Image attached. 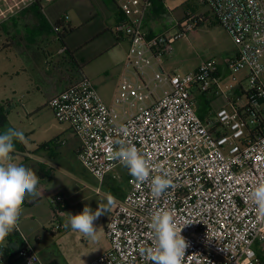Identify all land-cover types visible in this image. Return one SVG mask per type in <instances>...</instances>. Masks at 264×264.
Segmentation results:
<instances>
[{"label": "built area", "instance_id": "2783aa9c", "mask_svg": "<svg viewBox=\"0 0 264 264\" xmlns=\"http://www.w3.org/2000/svg\"><path fill=\"white\" fill-rule=\"evenodd\" d=\"M53 1L0 0V22ZM198 3L236 48L223 62L226 89H235V74H245L244 109L221 107L205 121L198 117L197 97L228 100L219 65L205 61L181 76L161 72L160 63L171 55L173 44L197 21L185 18L175 34L152 33L147 27L151 0H122L117 6L121 21L113 33L128 43L125 67L135 80L122 76L111 104L102 101L83 74L47 102L56 121L67 124L77 138L76 158L90 177L102 183L117 168L129 176L126 193L105 223L109 248L88 264H151L144 251L153 246L149 217L160 210L169 211L177 227L185 225L181 235L189 247L183 264H264V215L249 199L254 186L264 181V1ZM153 82L162 94L151 87ZM117 141L135 146L150 162L152 175H170L172 186L162 197L154 198L147 183L111 158ZM53 206L58 215L63 213L60 198ZM13 232L23 240L18 225ZM10 234L0 242V264H37L27 244L7 247L6 239L15 241Z\"/></svg>", "mask_w": 264, "mask_h": 264}, {"label": "rangeland", "instance_id": "374dc122", "mask_svg": "<svg viewBox=\"0 0 264 264\" xmlns=\"http://www.w3.org/2000/svg\"><path fill=\"white\" fill-rule=\"evenodd\" d=\"M54 2L61 4L63 0ZM121 2L122 0H67V23L79 27V30L71 36V41L77 43L88 41L104 31L100 38L86 46L83 55L94 57L106 50L112 42L114 44L113 36L106 30L113 31L112 9ZM164 8L166 14L161 19L149 18L147 21V27L156 33L179 32L178 24L187 17L200 23L173 44L171 55L160 64H163L171 74L179 76L193 72L205 61H214L219 65L222 60L220 45L225 43L226 34L214 21L208 8L200 5L198 0H165ZM31 12L36 16L27 20V23L31 25L37 21L42 30L41 34L53 38L54 30L49 26L51 21L49 12L40 11L38 6L31 8ZM86 21V25L81 26ZM28 33L30 36L33 34L32 31ZM5 38V31L0 30V103L9 101L14 105L7 117L8 122L14 129L24 133L26 141L23 144L32 152L59 136L62 124L56 121L48 108L45 95L36 89L38 79L34 77L32 66L26 61L27 53L22 54L17 38L14 39L13 47L6 52L3 51L1 47ZM127 49L126 40L118 42L117 47L93 62L86 70V77L88 76L87 78L91 80L106 103H109L106 99L112 97L113 87L122 76L126 75L135 80L133 74L125 71L124 59ZM244 75V73L234 75L236 86L239 87L235 101V107L238 109L246 105L244 92L247 89V82L244 80ZM99 79H103L104 82H100ZM227 81L228 79L221 84L226 94L230 91L226 89ZM151 87H156V92L162 94L158 83L153 82ZM205 97L211 99L212 96L204 95L203 98H198L197 102H203ZM211 104L214 105L213 102ZM201 108L200 104L199 110ZM197 114L201 115V112ZM12 158L16 164L28 167L22 157L12 156ZM71 166L73 172H67L65 198L67 208L62 214L58 215L54 206L50 212L47 201L42 199L36 208L28 213L21 212L19 217L17 225L36 254L37 264H88L109 248L104 227L113 205L127 191L126 171L123 168L115 169L102 184L90 177L79 164L74 163ZM55 185L56 183L52 181L48 185V190ZM56 195L58 194L56 193L52 198ZM109 198H112L113 202L108 207V211L94 222L98 229L96 242L84 238L78 232H73L70 227H65L69 213L75 215L82 212L86 204L93 210L98 206L105 207ZM53 212L56 213L54 216Z\"/></svg>", "mask_w": 264, "mask_h": 264}, {"label": "crops", "instance_id": "0c3cea01", "mask_svg": "<svg viewBox=\"0 0 264 264\" xmlns=\"http://www.w3.org/2000/svg\"><path fill=\"white\" fill-rule=\"evenodd\" d=\"M34 6H38L40 11L49 12L51 21H49L50 24L48 21L47 22L49 26L52 27V29L54 28V23L57 21L60 24H64L65 26H67V24L69 25L71 30L68 33L67 31L62 33L64 34L63 36L65 48L62 47V44L58 40L55 31L53 33L54 37L51 38L49 36L41 34L42 30L37 21H35V23H31V25L27 23V20L34 19L36 16L35 13L31 12V8H33ZM112 10L114 13L112 18V25L114 26L118 14L116 8L113 7ZM86 23L87 21L84 22L81 26L86 25ZM0 30H4L6 36L5 42L1 47L3 51L6 52L11 47H13L15 45L14 39L17 38L22 50V54L25 52L27 53L25 56L26 61L30 66H32L33 75L38 79V85L36 89L37 91H41L45 95L47 102L51 98L71 86L76 81L79 74H83L86 76V70L93 62L105 56V54L118 46V42L122 41H116V37L114 33H112L113 31H111V29L106 30L113 36L115 40L114 44L112 42V44L108 46L106 50L94 57L89 58L83 55L82 52L86 48V46L96 39L100 38L104 31L96 34L92 38L91 42L87 45H85L87 41L78 43L71 41V36L79 30V27L76 28L67 23V0H63L61 4L57 2H51L47 4H34L22 10L21 12L8 17L4 21H1ZM29 31H32L33 33L31 36L28 33ZM151 31L153 33H156L153 31V29H151ZM225 34V43L223 45L219 44L220 55L222 56V60L219 64V73L220 78L223 80V82L227 79V72L223 66V62L226 58L233 57L236 53V48L232 40L226 32ZM67 48L71 51V53L67 52ZM128 70L126 68L125 71L127 73H130V70ZM160 71L166 74H171L170 72H168V70H166L163 64H160ZM120 80L121 78L113 87L112 97L106 99L109 103H106V101L100 97L103 102L105 101L106 104H111L114 96L117 93ZM99 81L102 83L104 82L103 79H99ZM237 88L239 87L236 86L234 90L229 91L228 94H226L228 100H226L224 97L219 98L214 97L212 94H208L210 95V97L212 96L211 99H209V97H205L203 102H197L198 98H203L204 95L197 97V99H195V111L196 114L199 111L201 112V115L197 114L198 117L205 121L209 119V117L218 108L226 107L230 109L232 106L235 107ZM211 102H213L214 105H212ZM198 104L202 105V108L200 110ZM60 131L61 132L59 136L45 143L47 144L45 148H41V145L39 148L31 152L25 147L26 153H24L23 155H15L22 157L24 159L25 165L28 166V168L33 169L39 177V183L37 185L39 195L35 197H27V200L25 199L23 202L22 212L28 213L32 211L34 208H36V206L39 205L42 199H45L47 201L48 208L50 212H52L53 206L51 203V199L53 196H55L56 193L62 195L64 200L66 201L65 198L67 197V172H73L71 164H79L76 158L77 152L79 150V142L73 135L70 127L67 124L60 125ZM54 140H57V142L53 144L52 142ZM106 178L103 180L102 184L105 182ZM52 181H54L56 185L54 188L48 190V185ZM20 235L22 239L27 243V246L30 247L27 238L22 234L21 231ZM30 249L32 250L31 247Z\"/></svg>", "mask_w": 264, "mask_h": 264}, {"label": "clouds", "instance_id": "9594fccd", "mask_svg": "<svg viewBox=\"0 0 264 264\" xmlns=\"http://www.w3.org/2000/svg\"><path fill=\"white\" fill-rule=\"evenodd\" d=\"M16 141H26L22 131L9 127L0 133V242L17 226L25 198L39 195L36 172L13 162L11 154L15 151ZM116 143L119 147L111 152V158L119 160L138 182L147 183L154 198L162 197L172 186L170 175H152L150 162L135 146L124 141ZM249 199L264 215V181L254 186ZM112 202L109 198L105 207L98 206L93 210L86 204L82 212L75 215L69 213L65 227L96 242L98 229L94 222L108 211ZM148 227L152 231L153 246L144 251L151 264H183L189 244L181 235L183 227H177L173 215L166 210L155 211L150 214Z\"/></svg>", "mask_w": 264, "mask_h": 264}, {"label": "trees", "instance_id": "16d2710c", "mask_svg": "<svg viewBox=\"0 0 264 264\" xmlns=\"http://www.w3.org/2000/svg\"><path fill=\"white\" fill-rule=\"evenodd\" d=\"M151 2H152V9L150 11L149 18L150 19H153V18H155V19H161V17L166 14V9L164 8V2L165 1L164 0H151ZM115 8H116V11H117V14H118L117 15V19H116V23H115V25H116V24H118L121 21V15H120V13L118 11L117 6ZM199 23H200V21H197L196 26ZM53 29H54L55 33L57 34V38L60 41V43L62 44V47L65 48L64 47L65 46L64 45V36H63L64 34H62V33L66 32V31L68 33L71 30V28L69 27L68 24H67V26H65L64 24H60L57 21V22L54 23V28ZM115 37H116V41L123 40L120 37H117L116 35H115ZM91 40L92 39H90L89 41H87V43H85V45H87L88 43H90ZM67 52L68 53H71V51L68 48H67ZM13 106L14 105L11 102H9V101L0 103V133H2L3 131H5L9 127L13 128L9 124L8 118H7L8 115H9V113H10V111L13 109ZM240 110H242V109H240ZM56 142H57V140H54L52 143L54 144ZM46 146H47V144H44V145L41 146V148H45ZM24 153H26L24 144L21 143V142H19V141H16L15 142V151L11 155L12 156H15L16 154L23 155ZM127 178L129 180V176H127ZM56 198H60L62 200V204L64 206L63 209H62V211H64V209L67 208V204H66V201L64 200L63 196L60 195V194L56 195V197H54V198L51 199L52 206H53V201ZM52 215L54 216L55 213L53 212ZM104 229H105V227H104ZM10 236H12V237L14 236L15 237V241H12L9 238L6 239L7 247H9L11 249H13V246L15 245V243H18L20 247H23V246H25L27 244L25 241L21 240V238L18 235H16L14 232L11 233Z\"/></svg>", "mask_w": 264, "mask_h": 264}, {"label": "flooded vegetation", "instance_id": "af4514ba", "mask_svg": "<svg viewBox=\"0 0 264 264\" xmlns=\"http://www.w3.org/2000/svg\"><path fill=\"white\" fill-rule=\"evenodd\" d=\"M61 33V32H60Z\"/></svg>", "mask_w": 264, "mask_h": 264}]
</instances>
